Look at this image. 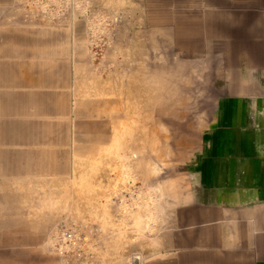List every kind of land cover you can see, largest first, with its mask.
Here are the masks:
<instances>
[{
  "label": "rangeland",
  "instance_id": "rangeland-1",
  "mask_svg": "<svg viewBox=\"0 0 264 264\" xmlns=\"http://www.w3.org/2000/svg\"><path fill=\"white\" fill-rule=\"evenodd\" d=\"M257 43L264 0H0V264L248 262L192 195Z\"/></svg>",
  "mask_w": 264,
  "mask_h": 264
},
{
  "label": "crops",
  "instance_id": "crops-1",
  "mask_svg": "<svg viewBox=\"0 0 264 264\" xmlns=\"http://www.w3.org/2000/svg\"><path fill=\"white\" fill-rule=\"evenodd\" d=\"M248 52L218 85L192 198L229 225L248 260L242 264H264V46Z\"/></svg>",
  "mask_w": 264,
  "mask_h": 264
}]
</instances>
